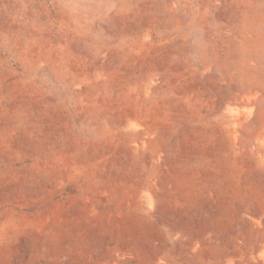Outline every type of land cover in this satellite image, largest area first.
<instances>
[{
  "label": "rangeland",
  "instance_id": "rangeland-1",
  "mask_svg": "<svg viewBox=\"0 0 264 264\" xmlns=\"http://www.w3.org/2000/svg\"><path fill=\"white\" fill-rule=\"evenodd\" d=\"M0 264H264V0H0Z\"/></svg>",
  "mask_w": 264,
  "mask_h": 264
}]
</instances>
